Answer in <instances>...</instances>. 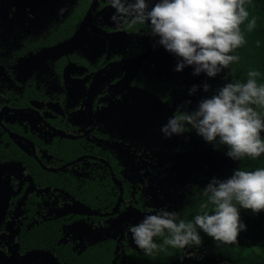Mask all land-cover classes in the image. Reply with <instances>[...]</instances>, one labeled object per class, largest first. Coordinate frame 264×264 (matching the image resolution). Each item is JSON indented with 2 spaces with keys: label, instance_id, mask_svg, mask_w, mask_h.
Here are the masks:
<instances>
[{
  "label": "flooded vegetation",
  "instance_id": "flooded-vegetation-1",
  "mask_svg": "<svg viewBox=\"0 0 264 264\" xmlns=\"http://www.w3.org/2000/svg\"><path fill=\"white\" fill-rule=\"evenodd\" d=\"M114 13L109 0H0V264H132L143 250L130 227L182 217L222 161L180 154L228 157L190 125L171 139L160 129L229 83L230 67L175 72L149 24L120 28Z\"/></svg>",
  "mask_w": 264,
  "mask_h": 264
},
{
  "label": "clouds",
  "instance_id": "clouds-1",
  "mask_svg": "<svg viewBox=\"0 0 264 264\" xmlns=\"http://www.w3.org/2000/svg\"><path fill=\"white\" fill-rule=\"evenodd\" d=\"M109 3L115 9L111 19L118 27L150 25L151 35L159 38L154 48L162 46L177 58L175 72L192 67L193 76L203 73L215 78L239 61L237 55L230 53L245 43L241 25L248 19L245 5L251 0H158L151 8L146 0L133 3L109 0ZM255 26L256 20L252 19L247 30ZM257 76L258 72L250 71L246 83H225L211 97L200 99L192 111L182 110L184 105L178 106L176 114L161 126L162 135L171 139L188 131L190 125L196 135L214 149L219 137L218 144L227 146L226 155L233 160L260 157L264 154V139L260 135L264 132V118L251 107L264 109V85L258 86ZM198 87L205 93L210 90L207 82L202 86L193 85L189 96L194 95ZM184 103L190 105L192 101ZM203 194L208 202L201 208L214 205L213 214L203 212L189 222L180 219L174 211L159 210L155 215H146L129 229L137 247L146 255H152L159 247L153 241L157 236L166 237L163 244L174 248L201 245L198 230L217 242V247L237 244L240 232L246 230L239 208L251 210L253 214L264 212V169L235 170L228 179L213 178Z\"/></svg>",
  "mask_w": 264,
  "mask_h": 264
},
{
  "label": "trees",
  "instance_id": "trees-1",
  "mask_svg": "<svg viewBox=\"0 0 264 264\" xmlns=\"http://www.w3.org/2000/svg\"><path fill=\"white\" fill-rule=\"evenodd\" d=\"M245 7L249 13L248 19L241 25L245 43L234 53H230L237 55L239 61L229 65L231 72L229 83H246L249 78L248 73L256 71L259 73V76L255 78L258 86L264 85V0H251V3L246 4ZM252 19L256 20V26L248 31L247 24ZM251 107L264 118V109L256 105ZM260 135L264 139V132ZM216 147L227 156V146L219 145L217 142ZM257 169H264V154L258 158L245 157L242 160L213 163L211 175L204 177V183L193 185L196 200L191 206L185 207L180 219L189 222L203 212L213 214L214 205L209 204L207 208H201L202 204L208 202V197L203 194V190L213 178L225 180L230 178L235 170L252 172ZM237 207L239 208V205ZM239 213L246 230L240 232L237 244H221L217 247V242L198 230L202 244H189L187 247L194 252L206 251L201 262L185 257V251L181 248L162 244L164 239L157 244L159 247L153 251L152 255H146L144 251L140 254L132 251L129 262L132 264H264V212L253 214L251 210L239 208Z\"/></svg>",
  "mask_w": 264,
  "mask_h": 264
},
{
  "label": "water",
  "instance_id": "water-1",
  "mask_svg": "<svg viewBox=\"0 0 264 264\" xmlns=\"http://www.w3.org/2000/svg\"><path fill=\"white\" fill-rule=\"evenodd\" d=\"M170 115V114H169ZM170 117H172V115H170ZM168 121V117H165V124L167 123ZM213 153V156L211 155ZM198 158L200 159L201 161L203 162H206V161H214V160H222V161H233L232 158H228V157H224L222 155H220L218 152H209L208 154H205V157H201V155L195 153V152H189V153H185V154H180V158L183 159V158ZM210 260V259H209Z\"/></svg>",
  "mask_w": 264,
  "mask_h": 264
},
{
  "label": "built area",
  "instance_id": "built-area-1",
  "mask_svg": "<svg viewBox=\"0 0 264 264\" xmlns=\"http://www.w3.org/2000/svg\"><path fill=\"white\" fill-rule=\"evenodd\" d=\"M206 254L205 250H201V252H191L187 255V257L192 258L196 262H201L204 259V256ZM200 255V256H199Z\"/></svg>",
  "mask_w": 264,
  "mask_h": 264
},
{
  "label": "rangeland",
  "instance_id": "rangeland-1",
  "mask_svg": "<svg viewBox=\"0 0 264 264\" xmlns=\"http://www.w3.org/2000/svg\"><path fill=\"white\" fill-rule=\"evenodd\" d=\"M200 256V255H199Z\"/></svg>",
  "mask_w": 264,
  "mask_h": 264
}]
</instances>
